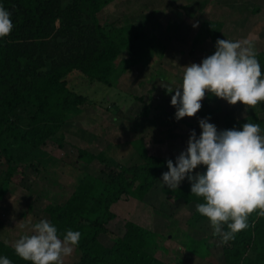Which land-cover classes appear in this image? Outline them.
<instances>
[{
  "label": "rangeland",
  "instance_id": "obj_1",
  "mask_svg": "<svg viewBox=\"0 0 264 264\" xmlns=\"http://www.w3.org/2000/svg\"><path fill=\"white\" fill-rule=\"evenodd\" d=\"M99 19L106 27L133 24L147 35H154L160 54L148 66L130 69L114 86L91 80L79 71L72 72L66 78L67 85L87 102L65 122L64 140L48 141L39 149L23 143L17 146V161L13 163L16 172L11 181L8 173L12 163L0 155V187L6 186L0 193V240L6 244L13 246L22 236L33 234L36 223L49 221L45 208L64 203L86 176L108 180L106 166L97 160H79V150L93 155L105 152L132 165L141 161L134 147L146 145L150 155L176 161L186 150L191 131L200 136V119L208 118L218 131L230 130L231 117H242L258 108L257 104L246 111L239 102L229 105L206 92L195 116L177 121L176 108L170 103L175 92L168 93L166 88L175 90L181 85L184 66L199 64L214 54L215 43L206 33L210 21L224 23L220 39L248 40L256 52L264 50V0H114L99 14ZM126 56L122 53L120 59ZM211 112L214 116H210ZM28 113L22 112L25 117ZM259 117L264 119V112ZM139 139L144 141H136ZM100 182L93 197L103 191ZM184 182L185 179L179 186ZM165 188L168 187L161 178L144 201L122 198L112 209L117 219L107 225V233L100 241L111 246L124 235L126 222H136L162 237L155 255L169 260V264H212L211 260L223 264L221 237L213 235L210 223L208 229H195L186 223L192 211L181 199L172 200ZM187 233L209 242L208 260L195 261L186 253ZM197 251L200 255L205 253L206 245ZM79 257L74 248L71 255L64 257V264H75Z\"/></svg>",
  "mask_w": 264,
  "mask_h": 264
},
{
  "label": "trees",
  "instance_id": "obj_2",
  "mask_svg": "<svg viewBox=\"0 0 264 264\" xmlns=\"http://www.w3.org/2000/svg\"><path fill=\"white\" fill-rule=\"evenodd\" d=\"M113 1L1 0L0 6L11 13L13 23L11 33L0 38V155L12 163L9 181L16 172L15 148L23 143L39 149L48 141H63L65 122L87 102L68 87L66 78L72 72L79 71L91 80L114 86L130 69L138 65L146 67L159 56L160 45L154 35H147L133 24L112 28L101 24L99 14ZM223 27V22L207 23L206 33L215 44ZM122 53L127 56L120 59ZM256 53L264 78V50ZM23 107L29 111L28 117L22 114ZM260 112H264V102L258 103L254 112L231 117L230 129L242 130L248 122L259 124L264 135ZM214 114L211 112L210 116ZM24 118L26 127L22 124ZM134 148L141 161L132 165H125L105 152L93 155L79 150V160L86 163L97 160L106 166L108 180L100 182L88 175L64 203L45 208L61 239L67 230L81 233L75 247L80 257L75 264H169L155 255L159 236L136 223L126 222L124 235L117 237L111 246L100 241L107 233V225L117 219L112 206L124 197L144 201L168 171L166 161L171 158L150 155L146 145ZM172 161L175 165V160ZM205 171L206 166L199 165L193 175ZM98 182L103 191L93 197ZM4 188L0 187V193ZM165 193L174 201H184L194 220L210 223L197 212L196 205L205 201L191 194L187 177L183 185L176 190L165 188ZM247 223L246 229L222 243L224 264H264V217L253 212ZM227 230L224 226V231ZM190 240L186 250L208 259L209 247L206 245V252L200 255L197 250L204 244L192 245L194 241ZM0 257H7L11 264H31L2 240Z\"/></svg>",
  "mask_w": 264,
  "mask_h": 264
},
{
  "label": "clouds",
  "instance_id": "obj_3",
  "mask_svg": "<svg viewBox=\"0 0 264 264\" xmlns=\"http://www.w3.org/2000/svg\"><path fill=\"white\" fill-rule=\"evenodd\" d=\"M10 16L0 6V38L12 31ZM215 49L201 63L183 67L179 87L166 88L168 93L175 92L170 103L176 108L177 121L195 116L206 92L229 105L239 102L246 111L264 102V78L252 43L218 39ZM198 123L200 136L192 130L187 148L176 157L175 165L171 159L166 161L168 171L162 174V182L169 189H177L187 177L191 194L205 201L196 205L197 212L210 221L213 235L227 243L249 226L247 220L253 212L264 217V135L259 124L247 122L242 130L218 131L208 118ZM199 165L206 166V171L193 175ZM32 233L13 245L16 255L31 264H64V257L72 254L81 238L79 231L67 230L61 239L47 220L36 223ZM0 264L11 261L0 257Z\"/></svg>",
  "mask_w": 264,
  "mask_h": 264
},
{
  "label": "crops",
  "instance_id": "obj_4",
  "mask_svg": "<svg viewBox=\"0 0 264 264\" xmlns=\"http://www.w3.org/2000/svg\"><path fill=\"white\" fill-rule=\"evenodd\" d=\"M121 202V201H120ZM117 204V203H116ZM115 205V204H114ZM113 205V206H114ZM113 206H112V209H113ZM187 212V211H186ZM187 222H189L188 224H192V227H195V229H196V226L198 227H201V228H203V227H206V229H208L209 228V224L207 223V222H204V221H196V220H194L193 219V217H192V213H191V215H190V217L188 218V220L186 221V223ZM136 223V222H135ZM144 228H146V227H144ZM147 229V228H146ZM149 230V229H148ZM191 230H193V228L191 229ZM151 231V230H150ZM204 231V230H203ZM160 238H162V237H160ZM190 239H192L193 241H194V243H193V245H195V243L196 242H198L200 245L201 244H204V245H207V247H209L210 246V244H209V242H208V244H206V242H205V240H203V239H201V240H197L196 238H193V234H191V233H187L186 234V236H185V240H186V242L188 241V240H190ZM205 242V243H204ZM162 249H163V247H162ZM162 251V250H161ZM186 253H188V254H190L191 255V257H192V259H196L195 261H198V260H201V259H203V257H201V256H199V255H197L196 253H192V252H189V251H187ZM185 256V255H184ZM161 258V257H160ZM163 259V258H162ZM164 260V259H163ZM204 260V259H203ZM205 260H208V259H205ZM211 260V259H210ZM164 261H166L167 263H168V261L169 260H164ZM211 261H213V260H211ZM212 264H214V263H212ZM223 264H224V262H223Z\"/></svg>",
  "mask_w": 264,
  "mask_h": 264
}]
</instances>
